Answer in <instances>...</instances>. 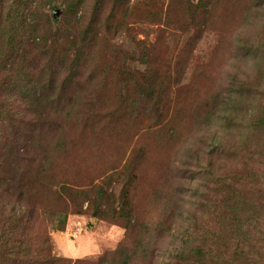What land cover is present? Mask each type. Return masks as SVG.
Returning a JSON list of instances; mask_svg holds the SVG:
<instances>
[{"label":"rangeland","instance_id":"rangeland-1","mask_svg":"<svg viewBox=\"0 0 264 264\" xmlns=\"http://www.w3.org/2000/svg\"><path fill=\"white\" fill-rule=\"evenodd\" d=\"M263 161L264 0H0V264L228 256L234 218L264 233Z\"/></svg>","mask_w":264,"mask_h":264},{"label":"trees","instance_id":"trees-1","mask_svg":"<svg viewBox=\"0 0 264 264\" xmlns=\"http://www.w3.org/2000/svg\"><path fill=\"white\" fill-rule=\"evenodd\" d=\"M57 11V10H55ZM59 12V11H58ZM9 60V58H8ZM62 136H59L57 140L53 144H47V146L52 147L54 149L55 147L59 146V143L62 141ZM46 143V142H45ZM141 150H144V148H141ZM47 148H42L38 154V167L37 172L38 176L40 178H44L45 175H48L49 166H48V157L46 155ZM264 164V161H263ZM65 171V170H64ZM259 177V174L255 171H251L244 175L242 177V180H244L247 183H253L257 180ZM64 182H61L63 185L61 187L62 194L66 199L73 200V196L71 194L67 195L66 191H69L70 188L66 186V179L63 180ZM69 182L73 183L74 186H82L86 185V183L80 182L73 174L72 176L69 175ZM94 189H97L94 191L93 198L89 201V206L91 205V208L93 210L92 217H102L103 213L99 211V204H100V198L101 196V190L97 187H93L89 189V193L92 192ZM88 191H83V193H87ZM68 196V197H67ZM130 193L124 192L120 206L118 210L114 213V220L123 219L129 216L131 212L130 203H129ZM64 213V212H60ZM238 218V217H236ZM234 218L233 221V235L236 237V245L234 250L231 252L230 255H226V249L227 245L224 244V242H219L218 235V241L215 242L214 246H206L204 244L201 245H195L190 243H183L182 246L185 248V250L181 253L182 258L187 257L186 259H182L183 262H188L189 264H264V233H261L260 236H256V231H244V225L249 226L252 224V222L258 220V216H246L244 219H237ZM249 236V238L247 236ZM3 236V234H2ZM246 237V238H245ZM243 238V239H242ZM5 245H8V242L5 243ZM46 246H48L50 249L51 245H49V239H46ZM187 247V248H186ZM4 249H0V253L3 252L7 255L9 251V255L12 256L14 254V251H12V246ZM132 255L131 253L124 254L120 262L115 263L114 261H111V264H132ZM40 258V259H39ZM39 258H30V256L23 260V264H54L55 262L61 261V263L70 264V261H64L61 259H58L56 257H53L49 252H42L39 253ZM73 264H77L76 262ZM110 264V263H108Z\"/></svg>","mask_w":264,"mask_h":264},{"label":"water","instance_id":"water-1","mask_svg":"<svg viewBox=\"0 0 264 264\" xmlns=\"http://www.w3.org/2000/svg\"><path fill=\"white\" fill-rule=\"evenodd\" d=\"M57 14H58V11H55V12H54V15H57Z\"/></svg>","mask_w":264,"mask_h":264}]
</instances>
